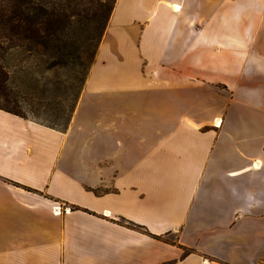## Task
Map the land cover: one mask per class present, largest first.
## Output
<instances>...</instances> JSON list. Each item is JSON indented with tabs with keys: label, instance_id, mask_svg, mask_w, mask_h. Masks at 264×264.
<instances>
[{
	"label": "crops",
	"instance_id": "crops-1",
	"mask_svg": "<svg viewBox=\"0 0 264 264\" xmlns=\"http://www.w3.org/2000/svg\"><path fill=\"white\" fill-rule=\"evenodd\" d=\"M0 264H264V0H116L65 130L0 109Z\"/></svg>",
	"mask_w": 264,
	"mask_h": 264
},
{
	"label": "trees",
	"instance_id": "trees-1",
	"mask_svg": "<svg viewBox=\"0 0 264 264\" xmlns=\"http://www.w3.org/2000/svg\"><path fill=\"white\" fill-rule=\"evenodd\" d=\"M115 1L0 0V109L27 118L20 90L34 77L88 71Z\"/></svg>",
	"mask_w": 264,
	"mask_h": 264
},
{
	"label": "rangeland",
	"instance_id": "rangeland-1",
	"mask_svg": "<svg viewBox=\"0 0 264 264\" xmlns=\"http://www.w3.org/2000/svg\"><path fill=\"white\" fill-rule=\"evenodd\" d=\"M74 71L73 68H67L47 75H37L29 86L20 90V109L27 119L52 125L58 130L66 127L67 118L72 107L75 110L89 70ZM55 205H62V213L74 210L73 206L60 203ZM65 207L68 209L65 210Z\"/></svg>",
	"mask_w": 264,
	"mask_h": 264
},
{
	"label": "built area",
	"instance_id": "built-area-1",
	"mask_svg": "<svg viewBox=\"0 0 264 264\" xmlns=\"http://www.w3.org/2000/svg\"><path fill=\"white\" fill-rule=\"evenodd\" d=\"M65 210H67L68 208H64ZM62 210H63V207H62V205H55L54 206V211L56 212V213H62Z\"/></svg>",
	"mask_w": 264,
	"mask_h": 264
}]
</instances>
